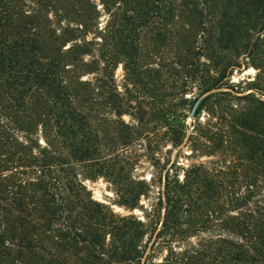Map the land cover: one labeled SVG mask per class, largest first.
Returning a JSON list of instances; mask_svg holds the SVG:
<instances>
[{
    "label": "rangeland",
    "instance_id": "1",
    "mask_svg": "<svg viewBox=\"0 0 264 264\" xmlns=\"http://www.w3.org/2000/svg\"><path fill=\"white\" fill-rule=\"evenodd\" d=\"M168 1L169 14L140 17L123 0H0L1 38L25 37L38 44L40 57L57 60L62 80L75 91L93 158L101 157L100 164L104 159L123 160L127 178L146 182L149 189L140 198L141 206L149 207L160 196L165 200L163 175L174 163L180 179L183 170L193 166L215 174L221 182L219 208L226 207V197H237L242 208L227 216L252 221L264 210L263 123L252 132L231 120L254 107L264 114V35L248 28L246 17L233 7L225 18V0ZM186 61L201 69L188 84L184 75H176V64ZM222 69L224 85L212 92L228 93L203 104L198 119L202 135L196 143L189 140L195 114L211 93L199 96L201 82ZM6 72L0 68V175L7 198L0 264H84L74 232L83 234L92 226L79 215L68 187L80 183L83 198L121 216L133 213L143 219V211L117 204L118 187L96 173L94 160L74 159L41 91L31 93L24 109L17 107L4 84ZM193 96L195 102L183 101ZM177 126H183L186 136L175 147L171 130ZM157 170L163 171L162 182L151 179ZM36 177L43 185L51 180L59 192L64 209L54 220L46 213L41 192L29 185ZM20 200L24 206L18 208ZM221 233L225 239L243 241L237 234ZM216 235L198 232L188 243L206 245L218 240ZM196 247L202 254L200 264H217L214 245L208 250Z\"/></svg>",
    "mask_w": 264,
    "mask_h": 264
},
{
    "label": "trees",
    "instance_id": "2",
    "mask_svg": "<svg viewBox=\"0 0 264 264\" xmlns=\"http://www.w3.org/2000/svg\"><path fill=\"white\" fill-rule=\"evenodd\" d=\"M123 2L133 14H140V17L147 15L162 17L171 12L168 0ZM242 2L246 3L245 7L239 5ZM232 7L236 9L238 15L243 14L246 17L248 28L258 33V36L264 35V0H237L234 6L232 0H225L223 9L225 18ZM3 27V19L0 18V68L7 71L4 84L17 107L24 109L31 93L41 91L50 104V110L56 114L57 133L65 147L73 152L74 159L94 160L98 166L96 173L105 175L118 187L121 200L117 204L131 212L137 208L143 211V219L133 213L121 216L105 205L83 198L81 196L83 187L80 183L75 182L68 187L80 211L79 215L81 214L92 226L83 234L82 230L74 232L84 251L81 256L84 264H200L199 257L202 254L196 246L199 248L203 246V250H208L213 248L212 245L217 264H264V254L261 253L264 252V210L262 213H255L252 221L228 217L227 212L240 208L242 202L237 197H226L227 201L222 200L226 207L219 208L217 204L222 193L218 191L221 182L216 179V175L193 166L191 169H184L180 179L176 169L178 165L174 163L163 175L165 200L163 201L160 196L158 202H151L149 207L141 206L140 198L147 195L149 185L127 178L123 174L124 163L120 164L123 160L104 159L105 161L100 164L101 157L93 158L95 150H92L89 136L85 137L82 132L83 121L74 102L75 91L67 87L66 82L62 80L61 65L57 60L40 57L43 53L39 51L35 41L32 42L22 36L2 39ZM187 51L191 56V51ZM176 66L179 67L176 75L179 73L184 75L187 84L196 79L201 71L198 63L193 64L189 61L177 63ZM213 71L218 73L215 69ZM224 78L225 69H222L218 76L210 75L208 79L202 80L199 96L206 92L211 93L202 98L197 108L189 140L193 139L198 143L202 135L198 119L203 104L212 98L216 99L218 95L228 93L212 92L214 89L222 88ZM195 100L197 97L192 100L183 98L184 102L188 101L190 104ZM260 104L264 109V101ZM231 122L239 128L256 132L260 129L261 123L264 129V114H260L258 107H254L233 116ZM185 134L183 126L174 127L171 130L173 146L182 145ZM249 151L255 152V148L251 147ZM251 157L254 159L255 156ZM162 174L163 171L157 170V176L153 173L151 179L158 177L161 181ZM1 178L0 175V250L4 246L1 218L7 204L6 189ZM35 181L37 182H31L29 185L34 186L35 191H40L42 197L46 199V213L50 220L61 216L64 205L62 201L58 202L59 192L56 186L51 180L50 183L46 182L43 185L38 182L40 177H36ZM21 202L22 200L16 202L19 203L18 208L24 206ZM216 214L218 215L214 218ZM225 230L241 236L243 241L225 239L221 233ZM198 232H216L218 240L206 241V245L198 243L196 246L188 243V239ZM145 237L147 240L143 243Z\"/></svg>",
    "mask_w": 264,
    "mask_h": 264
}]
</instances>
